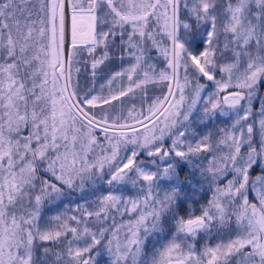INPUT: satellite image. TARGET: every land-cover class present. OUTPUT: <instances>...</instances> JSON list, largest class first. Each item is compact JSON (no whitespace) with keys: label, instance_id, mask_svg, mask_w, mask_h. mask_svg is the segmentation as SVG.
<instances>
[{"label":"snow or ice","instance_id":"6c2138e0","mask_svg":"<svg viewBox=\"0 0 264 264\" xmlns=\"http://www.w3.org/2000/svg\"><path fill=\"white\" fill-rule=\"evenodd\" d=\"M262 88L264 0H0V264H264Z\"/></svg>","mask_w":264,"mask_h":264},{"label":"trees","instance_id":"16d2710c","mask_svg":"<svg viewBox=\"0 0 264 264\" xmlns=\"http://www.w3.org/2000/svg\"><path fill=\"white\" fill-rule=\"evenodd\" d=\"M76 67H81L82 68V65H76ZM110 70L111 71L119 70L118 61H113L111 64L108 65L107 68L104 69L105 72H108ZM87 76H88V73H85L83 71V69H82V72H81V74L79 76V80H80V83H81V86L82 87H89V86H91V82L87 80ZM100 83H103V81L101 80V81H98L97 82V89H98V86H99ZM194 127H195V125H194ZM209 127H211V125ZM198 131H200L201 133H203V132L207 131V129L200 128V129H198ZM186 175H187V169H185V171L181 173V178L183 179ZM200 203H203V199L200 200ZM192 208L194 210H198L199 204L198 203H195V202H192ZM201 241H203V240H201Z\"/></svg>","mask_w":264,"mask_h":264},{"label":"rangeland","instance_id":"374dc122","mask_svg":"<svg viewBox=\"0 0 264 264\" xmlns=\"http://www.w3.org/2000/svg\"><path fill=\"white\" fill-rule=\"evenodd\" d=\"M262 94H264V88L261 89ZM256 107H259V105L257 104ZM75 197V194H74ZM204 241H201V243H203Z\"/></svg>","mask_w":264,"mask_h":264}]
</instances>
